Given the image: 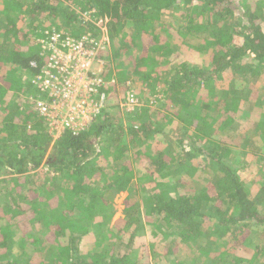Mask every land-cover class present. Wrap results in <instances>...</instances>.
Masks as SVG:
<instances>
[{
    "label": "trees",
    "instance_id": "trees-1",
    "mask_svg": "<svg viewBox=\"0 0 264 264\" xmlns=\"http://www.w3.org/2000/svg\"><path fill=\"white\" fill-rule=\"evenodd\" d=\"M239 1L0 0V176L15 175L13 188L0 179V264H149L140 256L150 250L153 264H197L188 258L196 249L198 264H264V241L251 246L244 239L233 260L224 249L248 230L264 235V172L245 176L264 162L245 150L252 140L264 153V0ZM69 4L96 20L84 21ZM169 10L181 20L171 35L157 29ZM97 20L113 44L97 54L100 71L88 72L102 80L104 106L83 133L53 140L35 109L51 98L39 87L50 55L39 40L61 21L63 36L95 42L103 36ZM132 26L136 36L126 42L123 31ZM137 44L143 54L119 66ZM145 87L161 96L152 102ZM129 94L131 109H121ZM245 104L251 108L239 114ZM251 115L258 119L251 123ZM173 121L184 136L174 141L179 152L153 151ZM250 123L259 142L242 133ZM41 163L49 172L38 170ZM200 170L206 184L183 192L178 174L193 180ZM119 192L130 201L120 224H111V195ZM206 219H213L211 229ZM162 235L159 253L147 247L145 236ZM175 240L189 250L181 262L169 260Z\"/></svg>",
    "mask_w": 264,
    "mask_h": 264
},
{
    "label": "built area",
    "instance_id": "built-area-1",
    "mask_svg": "<svg viewBox=\"0 0 264 264\" xmlns=\"http://www.w3.org/2000/svg\"><path fill=\"white\" fill-rule=\"evenodd\" d=\"M47 33L46 42L39 43L43 49L50 50L39 87L49 90L51 98L37 102L35 109L44 117L49 132L67 129L77 134L104 106L105 95L100 94L97 87L102 80L88 75L90 69L100 71L101 61L97 54L102 47L92 39L77 40L69 35ZM126 96L125 102L132 105L133 95Z\"/></svg>",
    "mask_w": 264,
    "mask_h": 264
},
{
    "label": "rangeland",
    "instance_id": "rangeland-1",
    "mask_svg": "<svg viewBox=\"0 0 264 264\" xmlns=\"http://www.w3.org/2000/svg\"><path fill=\"white\" fill-rule=\"evenodd\" d=\"M244 1L245 0H240L239 1V4H243L244 3ZM70 5V8H72L74 11H75V13H79V14H81V16H82V18L84 19V21H94V20H96V18L95 17H91V15L89 14V13H84V12H81V11H79V9L76 7V6H74V5H72V4H69ZM174 13H173V11L172 10H169V11H167V12H165V13H163L161 16H160V22H159V24L157 25L158 27H157V29H159V26H160V24H161V26H162V30L163 31H165V33L166 32H169L170 34L169 35H171V31H174V32H176L175 31V29L174 28H177V24L178 23H181V20L179 19V22L178 23H176L175 22V20L173 19V16H175V15H173ZM177 16V15H176ZM200 19V18H199ZM100 20V19H99ZM99 20H97L96 22H95V25L96 26H99V28H101V31L103 32V36H101L100 38H98V39H96V41H97V44L99 45V44H101V47H102V49H104V47L105 48H107L108 47V45H110V47H109V51H110V48H112V46H113V44L111 43L110 44V42H109V38H108V36H107V29L103 26V25H101V23H100V21ZM106 22V21H105ZM64 28H66V26H64V23H62L61 21L60 22H51V27L47 30V32H51V33H58V34H60L61 35V33H63V30H64ZM67 29V28H66ZM168 29H170V31H168ZM134 30H136L135 29V26H132V31H131V33L129 34L128 33V31H127V29H125L123 32H125L126 34H128L126 37H125V40H126V42H129V38H133L134 36H136L135 34H133V32H134ZM154 30H156V29H154ZM47 32H45V33H47ZM174 32H173V36H175V34H174ZM67 35H70V33H68V32H65ZM162 35V34H161ZM160 35V36H161ZM166 36V35H165ZM66 37H68V36H66ZM84 38H87V36H83ZM167 37V36H166ZM89 39V38H88ZM93 41H94V39H92ZM159 40H160V38H159ZM164 40H167V38H165ZM44 42H46L44 39H41V40H39V43H44ZM113 42H115V41H113ZM22 44H25L24 42L22 43ZM117 43H115V45H116ZM146 46H147V49H148V45L146 44ZM168 46V48H170L171 49V51H173V50H176V46H173L172 44H168L167 45ZM142 45H141V47H140V45L139 44H137L134 48H133V52L132 53H130V52H128V53H122L121 54V58H120V60L118 61L119 62V66H120V64H123V63H125L127 60H129V58L131 57V56H139V55H142L143 54V52H142ZM148 52V51H147ZM192 54H194V55H198V54H196L197 52L196 51H190ZM111 53V52H110ZM143 56H146V55H143ZM156 58L158 57V54L157 55H154ZM154 57V58H155ZM201 59L202 60H204L202 63H203V65L206 63V61H205V57H201ZM206 65H208L207 63H206ZM122 66H124V65H122ZM262 80V79H261ZM136 85L138 86V89H139V86H141L140 85V83L139 82H137L136 83ZM147 87H145V90L147 91V89H146ZM143 88H141L140 90H142ZM160 90H162V88L160 89ZM161 92V91H160ZM159 92V93H160ZM146 96H149V97H151V101L153 102V100H155L156 98L155 97H158V95L159 96H161V94H157V92H155V94H152L151 93V91H150V89H149V91H147V94H145ZM159 98V97H158ZM123 102V101H122ZM121 102V103H122ZM149 103H150V101L148 102V103H146V102H142V105H143V107H146V106H148L149 105ZM141 105V106H142ZM160 105V102H157L156 103V105L155 106H153L152 108H157L158 106ZM132 105H130V104H127L126 102H124V103H122L121 104V109L122 108H126L127 107V109L129 108V107H131ZM159 108V107H158ZM249 108H251V107H249V105L248 104H245L243 107H241V108H239V114L240 113H245V114H247V111H249ZM264 108V107H263ZM111 113H113V111H111ZM258 113V112H257ZM257 113H255L254 115H256ZM251 114V113H250ZM254 115H251L250 117H249V120H250V122L252 123V122H255L257 119H258V117L257 118H255V116ZM254 116V117H253ZM160 122H162V121H160ZM251 123L249 124V125H247L246 126V124L244 125L245 126V128L242 130V133L246 136V137H253V136H256V140H258V142H259V137L261 138L262 137V135H260L259 133H257L254 129H252V126H251ZM181 125H180V123H178L177 121H173V123H171L170 125H168V126H165L164 128H163V132L160 134V137H161V140L157 143V142H154L153 144H152V147H153V151H155L156 149L155 148H157L158 150H160V149H162V150H164V151H167V153H169L170 155H172V156H175L178 152H179V149H177V147H176V145H175V143H174V141H175V139H178V138H183L184 136H183V133L181 132ZM201 140V139H200ZM257 142V143H258ZM198 144H199V141H198ZM260 144V143H259ZM258 144H256L255 142H252V140L249 142V146L248 147H246L245 148V150H249V151H251V150H253V151H255V152H257L258 154H261L263 157H264V153L262 152H260L259 150H257L256 149V146H257ZM239 148H241V147H239ZM152 151V150H151ZM240 155H242V154H240ZM247 157H248V155H247ZM243 159H244V157H242ZM249 158V157H248ZM123 159L124 158H122L121 160H117V162H119V163H121V162H123ZM251 158H249V159H245V161L246 162H249V160H250ZM202 160V158H200V160L198 161V162H200ZM231 160H234V156L232 155L231 156ZM237 162L239 163L238 165H243V163L242 162H244V160H237ZM43 163V162H42ZM42 163H41V165H42ZM147 164V163H146ZM144 167V164L143 165H140L139 164V166H136V164H133V169L135 170L137 167ZM40 169H43V171H46V172H49V167H47V166H44V165H42L41 167H39L38 168V170H40ZM254 169V170H253ZM253 171L251 170V172H248L247 174H245V176L247 177V178H249V176L252 178V177H254V176H256V175H261L263 172H264V162L262 163V165H261V168H259V167H256V168H254L253 167ZM38 170H36V171H31V172H29V173H27L28 175H36V172H38ZM51 172V171H50ZM177 174V173H176ZM208 174L205 172V171H203L202 172V170H200L198 173H197V175L193 178V180H190V179H188V178H186V176L183 174V173H181V174H178V176L177 177H181V178H183V192H189V191H191V192H193V190H196L198 187H200V186H202V185H205L206 184V182H207V179H209L208 178V176H207ZM141 176V175H140ZM257 176V177H258ZM137 177H139V175L137 176ZM3 178H5V180H7L6 181V183L7 184H9L10 185V188H13V187H15V184H14V182H15V175H13V174H5V175H2V176H0V179H3ZM9 179H13V180H9ZM138 179V178H137ZM35 180V179H34ZM19 192H21L22 191V187H19ZM139 190H140V188H139ZM112 197V203H113V208H114V210H115V212H114V215H113V217H112V220H111V224H120V222L122 221V219L124 218V214H123V210H124V208L128 205V203H129V199L127 198L128 197V195H127V193L126 192H119V193H116V194H112L111 195ZM207 220V219H206ZM213 220V219H212ZM212 220L211 219H209V221L207 220V222H206V228L209 226V229H211L212 228V226H214V224L212 223ZM16 221V220H15ZM14 221V222H15ZM153 223V222H152ZM151 223V224H152ZM28 225H30V219H28V222H27V224H26V226H24V227H22V228H25V227H27ZM145 226H149V227H151L150 225H146L145 224ZM152 226H154V225H152ZM211 227V228H210ZM23 230H25V229H23ZM249 231V230H248ZM246 232V233H244V234H242V236H240L237 240H236V242H234V243H227L226 245H225V247H224V249L225 250H227V252L232 256H230V258L233 260V258H238V256H239V254H238V252H240V251H242L243 252V250H241L240 249V247L242 248V246H241V243H242V241L244 240V239H246V240H244V242H248L249 240H250V242H251V246H255V245H258V244H260V243H262L263 241H264V235L263 234H258L257 236H254V235H251L252 233H251V231H249V232ZM33 231H30V233H32ZM27 233V232H26ZM34 237H39V235L37 234V235H33ZM212 237V236H211ZM164 235H162L161 237H160V239H154V237H153V239H150L149 237H146L145 236V238H144V240L146 241L145 243L147 244V247L149 248V249H151V247L152 246H155V250L159 253V251L158 250H160V248H162L163 247V243H164V241H162V240H164ZM212 238H214V237H212ZM127 239H128V237H127V235H123L122 236V240L124 241V242H126L127 241ZM87 242V244L88 245H90L89 243H91V241H90V239L88 240V241H86ZM175 243H174V246L175 247H177L176 248V250H175V252H174V255H172V256H170L169 257V260H176L177 262L179 261V262H181L183 259H184V255L187 253V251H189V250H187V248H185V247H182L180 244H178V240H175L174 241ZM243 242V243H244ZM173 243V242H172ZM240 246V247H239ZM116 248L117 249H119L120 250V252H123L124 250H126V247H119L118 245L116 246ZM156 248H158V249H156ZM196 248H198V247H196ZM196 250H198V249H196ZM196 250H193V251H189V255H188V258H190L191 260H194V262H196L197 264L198 263H200V262H202V260H203V258H202V256L201 255H199V253H198V251H196ZM151 252V250L149 251V252H147V253H145V254H143L142 256H140V261H142V262H147V263H149V264H153V261H154V258H153V254L152 253H150ZM162 253L164 252V250L163 251H161ZM244 253H246V254H248L249 256L252 254V251H248V252H244ZM160 260H161V262L162 263H164L165 262V260H164V258H162V257H160ZM232 262V261H231ZM262 260H260L259 262H257L256 264H262ZM246 264V263H245Z\"/></svg>",
    "mask_w": 264,
    "mask_h": 264
},
{
    "label": "clouds",
    "instance_id": "clouds-1",
    "mask_svg": "<svg viewBox=\"0 0 264 264\" xmlns=\"http://www.w3.org/2000/svg\"><path fill=\"white\" fill-rule=\"evenodd\" d=\"M101 50V49H100ZM99 50V51H100ZM122 104V103H121ZM43 117V116H42ZM44 118V117H43ZM91 124V123H90ZM89 124V125H90ZM42 125L44 127V129L47 131V133L52 137L53 140L57 139L60 137V135H62L63 133H69L73 136H78L80 133H83V131H85L87 129V127L89 126H86L83 130L79 131L77 134H74L73 132H71L70 130H60L58 133H52V132H49V129H48V126H47V123L45 121V119L42 121Z\"/></svg>",
    "mask_w": 264,
    "mask_h": 264
},
{
    "label": "crops",
    "instance_id": "crops-1",
    "mask_svg": "<svg viewBox=\"0 0 264 264\" xmlns=\"http://www.w3.org/2000/svg\"><path fill=\"white\" fill-rule=\"evenodd\" d=\"M41 167V166H40Z\"/></svg>",
    "mask_w": 264,
    "mask_h": 264
}]
</instances>
